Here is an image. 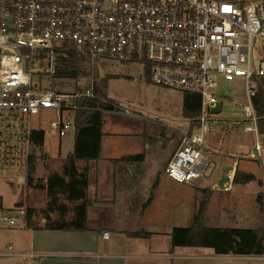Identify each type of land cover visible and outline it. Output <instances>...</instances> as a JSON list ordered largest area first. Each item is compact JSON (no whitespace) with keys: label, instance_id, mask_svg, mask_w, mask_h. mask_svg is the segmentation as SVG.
I'll return each mask as SVG.
<instances>
[{"label":"built area","instance_id":"2783aa9c","mask_svg":"<svg viewBox=\"0 0 264 264\" xmlns=\"http://www.w3.org/2000/svg\"><path fill=\"white\" fill-rule=\"evenodd\" d=\"M72 51L92 65H141L150 83L200 95L198 128L180 134L165 168L181 184L214 173L218 151L207 144V135L219 116L214 110L223 103L217 91L221 83L242 79L247 104L237 124L253 137L243 157L264 171V136L253 105L264 79V0H0V127L25 125L30 141L32 117L52 111L58 119L51 127L72 138L75 113L90 110L80 101L94 97L91 83L61 90L74 80L57 75L61 58ZM0 137L1 154L3 130ZM235 178L236 172L228 171L211 188L230 192ZM27 214L26 207L0 204V230L28 229ZM14 256L24 264H40L44 257L35 250L16 254L10 244L0 249V258ZM260 256L264 259V251Z\"/></svg>","mask_w":264,"mask_h":264},{"label":"rangeland","instance_id":"374dc122","mask_svg":"<svg viewBox=\"0 0 264 264\" xmlns=\"http://www.w3.org/2000/svg\"><path fill=\"white\" fill-rule=\"evenodd\" d=\"M260 44L258 43L257 47ZM88 67L89 76L67 81L66 87L61 90L73 92L76 88L85 87L92 80L100 83L104 79L107 82V95L120 109L104 112V144L113 156L139 153L145 155L143 172L147 191L143 201L144 204L149 200L154 201L151 211L156 216H166V221L179 226H190L207 198L202 218V223L207 226L249 228L254 226L255 222L257 225H264L263 213L260 210L258 214L249 213L253 210L248 208L256 206L253 199L260 198L261 182L255 180L248 184H238L233 192L224 194L228 198H223L220 203L222 192L206 189L219 175H226L233 166V159L213 155V162L218 164L213 179H198L181 184L170 179L165 173V166L181 140L180 134L198 128V124H192L183 117V91L161 88L150 83L141 65L104 61L93 65L89 63ZM35 80H38V77H35ZM43 82L48 84L50 80L44 78ZM217 95L223 103H219L214 110L215 113L219 112V116L210 124L207 144L212 149L229 153L238 151L242 144L248 145L250 149L253 137L245 135L242 126H237V123H241L245 118L244 107L247 104L243 80L221 83ZM57 119V113L52 111L32 117L30 131H45V141L41 148L29 141L27 126L0 127V130L5 132L6 141L0 154L4 163L0 171V204L9 209L18 205L32 209V221L35 226H43L46 223L43 210L47 205V179L54 173L63 172L65 159L72 151L70 136L61 137L60 133L51 127V123ZM30 157H34L36 171L34 182L29 187L26 177ZM77 164L82 171L84 164ZM241 166H245L244 162ZM251 166L264 182L260 165L254 162ZM214 169L215 165L211 167V172ZM240 170L246 171L244 168ZM262 190L264 191V187ZM59 199L68 206L72 205L62 196ZM232 200H238L239 205L245 207L248 205L247 209H238L240 213L236 210L232 212ZM213 215L216 220L212 218ZM255 215L259 216L255 219ZM52 217L56 219L58 216L54 214ZM27 231L25 228L2 229L0 242L16 245L17 242L23 241ZM16 261L12 258H0V264H17L19 261Z\"/></svg>","mask_w":264,"mask_h":264},{"label":"crops","instance_id":"0c3cea01","mask_svg":"<svg viewBox=\"0 0 264 264\" xmlns=\"http://www.w3.org/2000/svg\"><path fill=\"white\" fill-rule=\"evenodd\" d=\"M237 126L240 125L237 124ZM105 136L104 133L101 158L90 164L91 181L87 192V200L90 202L87 212L88 229L86 231H61L28 228L22 242L19 241L16 245L11 242L8 244L0 242V249L10 244L13 245L16 254L35 250L44 255L40 264H264V259L260 255H219L212 248H172L173 230L176 227L186 226L166 221L168 219L166 216H156L151 211L154 201L149 200L144 204V193L147 191L144 183V162H120L116 165L113 160L130 154L121 157L113 156L104 144ZM238 148V151L230 153L216 149L219 153L215 155L234 160L232 168L228 171H235L237 174V170L241 171L240 169L244 168L246 171L241 172L254 174L256 181L261 182L260 193L264 196L262 190L264 182L256 174L255 168H251L254 162L243 157L249 151L248 145L242 144ZM80 162L84 164L83 168L86 167L85 162ZM243 162L244 167L241 166ZM216 170L210 179L216 175ZM260 170L264 175L262 168ZM220 176L225 177L221 174L218 178ZM218 178L206 189H212L211 186L218 182ZM225 181L224 178L219 182L220 190L224 187ZM237 185L234 183V188L230 192L212 190L222 192L220 203L223 198H228L224 194L233 192ZM253 200L255 207H248V205L245 207L239 205L238 200H232L231 211L239 212L240 208L244 211L248 207L253 210L249 213L258 214L260 210L264 216V198ZM258 216L255 215V219ZM212 218L216 220L214 215ZM256 226L257 222L249 228ZM143 232L150 235L135 236ZM105 233L109 234L108 238L104 237ZM12 259L19 261H16L17 264L23 263L19 256H14Z\"/></svg>","mask_w":264,"mask_h":264},{"label":"trees","instance_id":"16d2710c","mask_svg":"<svg viewBox=\"0 0 264 264\" xmlns=\"http://www.w3.org/2000/svg\"><path fill=\"white\" fill-rule=\"evenodd\" d=\"M88 64L85 57L72 51L68 56L61 58L60 70L57 75L60 78L70 79L89 76ZM98 82L95 80L91 82L94 97L80 101L81 106L90 110L77 111L75 113L74 131L71 138L73 158L67 157L65 159L61 174L54 173L47 179L45 188L47 191V205L43 210L46 223L43 226L33 225L32 209H28L26 218L28 228L61 231H86L88 229L87 212L90 202L87 200V192L91 181L90 164L97 162L101 158L104 112H113L120 109L107 95V82L104 79L100 83ZM253 105L258 119L259 133L264 136V79L259 85L258 94L253 99ZM200 113V95L197 93H185L183 117L192 124H199ZM30 141L38 148L43 147L45 131L32 130ZM180 142L181 140L176 149ZM144 159L145 155L142 153L124 156L121 159L113 160V162L117 165L120 162H143ZM80 161L86 163V167L82 171L77 166V162ZM27 171V184L30 187L34 182L33 176L36 171L34 157L29 158ZM255 180L254 174L237 170L236 184H247ZM203 191L205 192L206 190L204 189ZM60 196L64 197L72 205L68 206L60 202ZM260 198H263V195H260ZM206 202L207 198L204 199L202 209L194 217L190 226L176 227L173 230L171 234L172 248H212L219 255L258 256L263 253V224L260 223L253 228L207 227L202 223ZM54 214L58 216L56 219L52 217ZM149 235L147 232L135 234V236L142 237Z\"/></svg>","mask_w":264,"mask_h":264},{"label":"water","instance_id":"95a60500","mask_svg":"<svg viewBox=\"0 0 264 264\" xmlns=\"http://www.w3.org/2000/svg\"><path fill=\"white\" fill-rule=\"evenodd\" d=\"M68 158H73V152L72 151L69 153Z\"/></svg>","mask_w":264,"mask_h":264}]
</instances>
